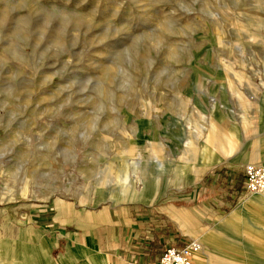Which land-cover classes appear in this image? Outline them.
Returning a JSON list of instances; mask_svg holds the SVG:
<instances>
[{
    "label": "rangeland",
    "instance_id": "1",
    "mask_svg": "<svg viewBox=\"0 0 264 264\" xmlns=\"http://www.w3.org/2000/svg\"><path fill=\"white\" fill-rule=\"evenodd\" d=\"M205 147L227 162L197 179ZM247 163L264 166V0H0V264H77L126 204L208 235L206 264H264L260 223L226 232L208 198L234 210Z\"/></svg>",
    "mask_w": 264,
    "mask_h": 264
},
{
    "label": "crops",
    "instance_id": "2",
    "mask_svg": "<svg viewBox=\"0 0 264 264\" xmlns=\"http://www.w3.org/2000/svg\"><path fill=\"white\" fill-rule=\"evenodd\" d=\"M206 149L208 150V148ZM211 155L212 162L202 160V166L196 174L197 179L200 174L215 168L220 163L227 162L226 157L225 161L222 162L224 156ZM185 174L189 180L196 179L195 177H188L187 169H182L178 173L180 177ZM262 195L260 193L247 194L239 201L238 206L232 210L227 209L230 205L226 194L221 192L219 194L213 186L212 190L208 192V198H210L215 224L217 227H224L226 232L231 233V222L235 221L236 224H242L244 215H247L252 218L253 222L258 221L260 223L257 225L251 224V226L264 233V224L259 221L258 216L264 215ZM253 205L261 208V213L255 209L252 210L250 206ZM143 207L127 204L116 207L110 214L111 221H106L92 229L91 233L86 234L84 246L90 250H86L84 247L78 248L83 261L77 264H157L166 246L183 247L192 239L189 237L187 239L183 233L173 228L171 222L174 224L175 222L171 217L162 215L153 208H149V206ZM176 220L178 226L183 227V230L190 231L187 221L181 219L179 215L176 216ZM178 230L180 229L178 228ZM212 243L208 235L202 234L201 249L198 253L205 256L206 260L201 258L196 263L206 264L208 262ZM71 264L76 263L71 261Z\"/></svg>",
    "mask_w": 264,
    "mask_h": 264
},
{
    "label": "built area",
    "instance_id": "3",
    "mask_svg": "<svg viewBox=\"0 0 264 264\" xmlns=\"http://www.w3.org/2000/svg\"><path fill=\"white\" fill-rule=\"evenodd\" d=\"M244 184L247 191L264 192V167L247 163L243 166ZM201 248L200 242L191 239L183 247H166L157 264H192V255Z\"/></svg>",
    "mask_w": 264,
    "mask_h": 264
},
{
    "label": "bare ground",
    "instance_id": "4",
    "mask_svg": "<svg viewBox=\"0 0 264 264\" xmlns=\"http://www.w3.org/2000/svg\"><path fill=\"white\" fill-rule=\"evenodd\" d=\"M211 156H212L211 153H209V151L206 148H203V151H202V160H204L205 162H212L211 161ZM256 165L263 166L261 164H256ZM124 192L125 191H123V192L121 191V194L124 193ZM117 193H115L113 196H116ZM259 193H264V192H256V193H250V194H259ZM261 198L264 200V194L262 195Z\"/></svg>",
    "mask_w": 264,
    "mask_h": 264
}]
</instances>
